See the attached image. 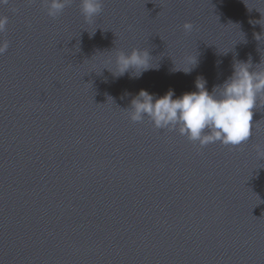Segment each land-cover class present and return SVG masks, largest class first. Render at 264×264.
I'll use <instances>...</instances> for the list:
<instances>
[{
  "label": "water",
  "instance_id": "95a60500",
  "mask_svg": "<svg viewBox=\"0 0 264 264\" xmlns=\"http://www.w3.org/2000/svg\"><path fill=\"white\" fill-rule=\"evenodd\" d=\"M261 14L264 0H103L91 21L80 0L55 19L43 0L0 7V264H264V101L239 147L126 111L142 89L175 99L237 61L264 67ZM134 48L152 68L114 76Z\"/></svg>",
  "mask_w": 264,
  "mask_h": 264
},
{
  "label": "clouds",
  "instance_id": "9594fccd",
  "mask_svg": "<svg viewBox=\"0 0 264 264\" xmlns=\"http://www.w3.org/2000/svg\"><path fill=\"white\" fill-rule=\"evenodd\" d=\"M9 3V0H0V7ZM72 0H43L46 13L55 19L60 16ZM103 11V0H80V12L85 21H91ZM260 20L250 21L252 25H260L264 29V14ZM8 17L0 15V33L6 31ZM185 33H191L194 25L190 22L183 24ZM254 38L261 42L264 32L254 34ZM9 49V42L0 40V56ZM151 56L146 49L134 48L130 53L119 51L109 63L114 70L123 76L132 70V77L139 78L144 71L152 68ZM189 67L176 71L189 74L197 64L196 56L189 58ZM220 61L217 62V66ZM256 65L253 68L251 58L247 61H237L233 64L231 76L209 92L206 80L197 79L196 91L185 92L174 99L175 92L169 89L163 96L157 97L146 90L140 92L131 100L130 107L126 109L129 119L133 123L142 122L145 117L157 130L167 129L177 131L190 142L198 143L200 147L210 143H221L225 146L239 147L248 141L253 132L254 109L264 101V67ZM111 73L109 67H104ZM256 156L264 160V146L256 145Z\"/></svg>",
  "mask_w": 264,
  "mask_h": 264
}]
</instances>
